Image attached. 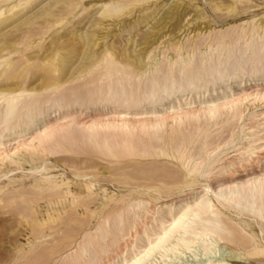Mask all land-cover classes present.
Listing matches in <instances>:
<instances>
[{
    "label": "bare ground",
    "instance_id": "obj_1",
    "mask_svg": "<svg viewBox=\"0 0 264 264\" xmlns=\"http://www.w3.org/2000/svg\"><path fill=\"white\" fill-rule=\"evenodd\" d=\"M46 1L48 3L45 5L42 4L40 8L38 7L39 4H37L39 0H0V166H5L1 165L4 163H7V166L8 163L11 165L20 164L21 162L17 158H22V161H28L27 158L38 155H40V157L43 155L51 156L55 153H59L64 145H72V149L77 141L79 143H82V141L88 142L96 148V151L98 150L104 154H102L101 157H114L116 158L115 162L118 160L117 158L119 155H126L122 156V158L119 157V160L128 156H133L134 158V155L136 157H145V155L149 157L150 155H156V157L160 155L162 157L164 155L165 157L166 155L169 156L172 154L174 158H177V156L183 157L182 154L185 155V153H181V150L184 146H188L190 142L199 135V123L203 124L202 119L203 121L205 120V127L212 124L217 126L218 120H220V122L235 120V122L241 121V123H244V118L248 119V116L245 117L244 115L248 110L245 107V103L251 100L258 101V99H264V38L259 34L263 32L262 34L264 36V16L261 18L262 20L259 22V26L255 25V27L253 24L254 21L250 24L246 22L244 25H248L250 28L246 27L248 28V32L246 29L240 27L241 31H239L244 35L242 37H246L247 33L249 35L250 30V37L248 36L250 42H245L243 50H235V46L233 47L232 44H229L232 48H228L227 42H225L227 44V46L224 45V47L226 46L225 48L222 47L223 44L220 46V48H223H221L222 50H219V46L218 48L214 46V48L218 49L217 52L219 51L218 54H215L218 55L217 58L210 64L207 63L208 65L205 64L206 62L204 63L205 65L202 64L201 66L200 64L201 68L199 69L196 67L199 73L192 74L191 78L187 77V75L183 76L185 74H183V70H181L183 72L180 71V77L174 75L175 71L173 67H175V64L173 65V63L177 62L176 60L179 59H177L178 56L181 57L182 46L177 43L172 44L175 41L172 43L170 42L172 45H167L170 48L167 47V49L164 48V50H169L168 52H172L173 55L175 53L177 55L176 60L172 62L171 66L166 67V69L164 65L163 68L165 72H163V77L159 78L158 76H154L151 78V76L155 75L158 71L155 72V74H153V72L148 77V81L147 78H145L147 75L144 74L149 70V68H147L148 65L151 66V64L145 63V60L151 63V51L155 50L149 51L148 49V52H146L147 50H137V46L134 48L133 44L132 49L127 47H116L113 44L102 46L97 42L99 39L97 35H95L96 32H94L97 31L95 30L96 27L99 28L103 21H110V19L113 20L114 18L118 19L121 16L129 14L126 11H129L128 9L131 4L133 3L134 5L135 2L140 3L142 0H109L101 6L98 5L100 7L96 6L97 12L94 9V13L91 12L89 8L83 9V12L89 9L90 12L94 14L90 16V13V17L87 16V18H85L87 20L89 17L88 20H94L92 25H90V27L93 28L91 34L86 40L76 32L80 27H78L77 30L75 29L76 31L71 28L68 29L69 33L67 32L68 35H66V37H60L59 35L56 38L53 36L54 38H52L51 42L46 44L47 47H42L41 42L44 36L48 34L51 29H55L57 25L61 24L66 17L72 15L83 2V0ZM53 2L57 4L52 6ZM36 7L40 8L39 10L42 9L43 13L41 14L39 12L41 15L37 14L38 10H35L36 12L34 11ZM79 16H81V12ZM126 17H128V15ZM77 19L78 18H76V20ZM76 20L74 19L73 21ZM90 21L86 23H90ZM69 22L71 21L68 20L67 23ZM73 23L75 24V22ZM82 23L85 25L84 22H81V24ZM78 25L81 26L80 24ZM69 26L68 24V27ZM73 27H76V25H73ZM134 28L131 30L132 33L135 30ZM131 32L128 33V35H130ZM240 32H238L237 36H239ZM125 33L126 32H123V34ZM222 33L223 31H221V35ZM224 34L227 35L226 32ZM85 35L86 33L83 36L85 37ZM228 36L229 35H227V37ZM214 37L216 38V36ZM242 37L239 38L242 39ZM254 37H256V39L260 38V41L255 40ZM34 38L40 39L37 43V49L27 53L35 49L34 47L37 41L34 45L32 41ZM63 38L68 39L65 40ZM220 38L221 36L219 39ZM225 38L223 37V39ZM135 39L136 38H134L133 43ZM127 40H129V38ZM220 41L222 42V40ZM189 42L190 41H188V43ZM215 42L218 43L216 40ZM198 43L195 44L196 48H198ZM201 43H203L204 46V42ZM119 45L123 46L124 44L121 45L118 43V46ZM209 45L210 44H208L209 51H206L208 54L202 59H207V62L212 59L211 55L213 51L216 52L212 45ZM199 46L198 51L195 49L196 52L205 53V51L203 52L204 49L200 51L202 47L201 44H199ZM185 50L188 51L187 47ZM161 53L163 55L165 54L163 52ZM193 54H195V51ZM183 55V58L187 57L185 56L186 54L183 53L182 56ZM198 55L200 54L198 53ZM161 56L160 58H162ZM190 56L191 53L187 58L191 59ZM196 57L199 56H195V58ZM58 58L64 59V69L62 68L64 73L61 72L63 75L59 74L54 64ZM74 58H76V60ZM193 58L191 60H193ZM190 59L187 65L190 66L191 70ZM72 60L75 61L72 62ZM162 60L163 59L159 62L161 65L163 61L165 63V59ZM169 60H171V58ZM194 60L193 62H195ZM203 62L204 61H202V63ZM159 63L155 61L154 66H157ZM165 64H167V66L169 65V63ZM185 68L186 67H183V69ZM176 69H178V67ZM158 70H160V68ZM190 70L189 73H191L193 69L191 72ZM56 74L59 75L57 76ZM140 79H146L150 87L146 85L142 87L141 83L143 82H140ZM237 81H239V85H236L239 88L237 93L229 99H225L222 103L212 102L203 108L193 107L182 109L179 107L175 111L170 107L168 113L164 115H158L157 112H155V110L163 106L165 102L171 105L174 104L175 101H181L185 97L186 101L191 96L195 97L194 102L196 98L200 99L206 95L213 98L218 89L215 88L217 84H221L222 82L228 83V85L236 84ZM72 83H75L74 87ZM209 86L213 87V90H210L208 88ZM194 87L198 90L200 88H206V91L205 93H202L203 90L201 93H192ZM192 99L193 98H191V100ZM136 108L145 110V112H141L140 110L136 115L134 114V116H132L131 114V116H129L128 112ZM111 109L120 110L110 118L101 117L103 115L102 112L105 113V110L108 111ZM81 111L87 114L88 117L86 118L89 119L88 121L86 120L82 123L76 117L75 114L78 115ZM251 117H249V119ZM260 117H262L261 120L264 121V111L260 113ZM43 121L44 125L42 126L40 123ZM250 124L252 126L248 128L245 127L246 124H241L242 126L240 125L239 127L237 126L238 131L232 132L230 141L228 144L224 145V147L228 145L235 149L245 143L244 146L238 147V149L232 152L230 151L231 153H235V155H232L237 157V162H230L227 164L228 167L225 165V168L223 165L224 168H221L223 173L224 169L230 168L231 170L226 172H228L227 174H230L231 177L236 175L235 169L238 168L239 165L237 166V164L239 163L248 165L247 163L253 164L254 161H264V133L262 134L264 128H262V131L258 134L255 131V127L258 124L256 125L255 122ZM39 125L41 128H38ZM30 132H32L33 136H29ZM260 133L262 134L261 136ZM218 136L219 135H217V137ZM215 138L216 136L204 132V137H202L203 144L206 145L207 141L216 140ZM9 147L12 149L10 150ZM18 147L22 149L19 151ZM239 149L242 150V152L237 154ZM6 151L13 152L7 154L8 152L5 153ZM98 151L96 153H98ZM67 152L71 151L69 150ZM219 155H221V153H219ZM219 155H208V157L205 158V168L214 167L222 162V158ZM114 158L112 159L113 161ZM182 160L184 159L182 158ZM30 163H32V159ZM201 163L203 164V161L200 162V164ZM197 166L200 168V165L196 164L194 165L193 171L198 169ZM41 167L39 168L42 169L43 167ZM43 170L44 169L41 171ZM191 170L192 169H190V171ZM31 171L30 173L33 172ZM38 171L39 170L35 172ZM195 172L198 171L196 170ZM27 173L29 172L27 171ZM38 174L39 173H37V175ZM75 176L79 175L75 174ZM43 177L44 176H42V178ZM197 177H200V175ZM166 186L168 185L166 184ZM206 186H208L204 190L206 193L196 197L192 205L187 204L191 196L189 199H186L187 196H184L185 199H177V201L174 200V202L171 203L167 202V204L161 205L159 209H155L156 206L149 209L146 207L148 205L142 204L138 206L134 204L136 208H133V211L130 212V205L127 206V209H129L127 216L118 214L115 220L111 219V222L113 221L112 223L107 222L108 220L105 221V229L99 230L98 227L97 230L99 231L96 232L93 237L92 235L90 238L86 236L88 237V239L86 238L87 241L84 239L85 242H82L83 244L78 247L75 254H72L70 259H68V264H179L181 261L179 262L177 259H180L184 254L193 252L195 249L202 248L207 252L209 250L208 245L211 246L212 249H216L222 241L227 240L228 236L232 237L240 223L244 224V222L240 220L239 223L234 222L226 225L225 222L221 220V213L213 204L209 196L210 194L214 196L221 207L226 210L235 211L237 214L235 217L239 218L244 215L251 216L254 218L252 220H259L260 224H264V177L253 179L246 182V184H239L235 186L234 189H229L227 193H222L221 187H217L218 192H216L210 185ZM180 192L182 191L180 190ZM179 194L181 195V193ZM156 201H158V199L155 200V203ZM141 215H150V221L145 222L143 218L142 220L145 222L143 223V221H141ZM256 222L257 225L259 222ZM262 224L261 227L264 229V225ZM165 225L167 230L162 231ZM126 229L128 232L134 231V234L129 235L128 232L125 233ZM263 229L260 232L262 235L264 234ZM158 231L161 232L157 234ZM137 235L140 236L137 237ZM150 240L154 242L149 243ZM144 242H148V244L143 245ZM249 243L250 247H254V245H251V242ZM253 250L257 252V247H254ZM238 259H240L238 254L231 253L225 262L237 261ZM222 261L223 260L217 264H227ZM185 264L193 263L189 261Z\"/></svg>",
    "mask_w": 264,
    "mask_h": 264
},
{
    "label": "rangeland",
    "instance_id": "obj_2",
    "mask_svg": "<svg viewBox=\"0 0 264 264\" xmlns=\"http://www.w3.org/2000/svg\"><path fill=\"white\" fill-rule=\"evenodd\" d=\"M107 1L109 0H83L82 5L72 15L66 17L61 24L57 25L58 27L56 26L55 29H51V31L44 36L41 42V46L47 47L46 44L48 42H51L52 38H57L59 35L60 37H66V35H68L69 33L68 29L73 28L74 31H76L78 27L80 28H78V30L76 31L77 34H80L81 37L86 40L87 37H89V35L91 34V30L93 29L90 27V25H92L94 20H88L89 17L94 15L93 13L97 9L96 6L100 7ZM47 3L48 2L46 0H39L37 4H39L38 7H40L42 4L45 5ZM135 3L134 5L133 3L131 4L128 9L129 11H126L127 13H129L127 14L128 17H126L127 15H124L119 17V20L117 18H114L113 20L110 19V21L105 20L102 22L99 28L96 27L95 30L97 31L94 32H96L95 35H97L99 39L97 42L102 46L113 44L116 47H127L132 49L133 44L134 48H136L137 46V50H147L146 52H148V49L149 51L155 50L151 51L152 54L150 56L152 57V62L150 63V61L145 60V63L151 64V66L148 65L147 68H149V70H147L144 74L147 76L145 77L143 75L145 78H147L148 81V77L153 72V74H155V72L158 71L160 75L157 72L155 75H152L151 78H153L154 76H158L159 78L163 77V72H165L166 67L171 66L172 62L176 60L177 55L175 53L173 55L172 52H168L169 50H166L167 47L170 48L169 46H171L172 44L177 43L178 45L182 46L181 57H177V59L179 58V61L176 60L177 62L173 63V65L175 64V67H173L175 71L174 75L180 77L181 72L184 71L183 74H185L182 75H187V77L191 78L192 74L199 73L197 68H201L202 64H210L212 61H214V59L217 58L218 55L215 54L219 53V51L217 52L218 49H216L218 48V46L219 50H222L227 46V44L228 48H232V46L230 47L229 45L232 44L233 47L235 46V50H243L245 42H250V30L249 35L247 33L246 37H242L244 35L242 34V32H240L241 28L246 29L248 32L249 27L248 25L246 26L244 24H246V22L250 24L254 21V26H259V22L264 16V0H142L140 3ZM56 4L57 3L53 2L52 6H55ZM38 7H36L34 11L38 10L37 14L41 15L43 11L42 9H39L42 6L40 8ZM86 8H89L93 13H91L89 9L86 12H83V9ZM80 12L81 16H79ZM87 16L89 17L86 20L85 18H87ZM76 18L78 19L76 20ZM74 19L76 21H73ZM84 19L86 20V22L90 21V23H86ZM68 20H70L71 22L67 23ZM72 21L75 22V24ZM81 22H84L85 25L83 23L81 24ZM132 22L136 26H139L136 27ZM146 22L148 23V26ZM68 24L70 25L69 27ZM78 24H80L81 26H79ZM73 25H76V27H73ZM133 28L135 30L132 33L131 30H133ZM129 30L131 32L130 35H128V33H130ZM122 31L126 32L127 34H123ZM221 31H223L222 35ZM225 32L227 35H229L228 37L224 34ZM238 32H240L241 35L239 33V36H237ZM85 33L86 38L83 36ZM262 33L260 32L259 34H261V36L264 38ZM214 36H216V38ZM220 36L221 38L219 39ZM223 37L227 38L223 39ZM239 37H242V39ZM256 37H254L255 40L260 41V38L256 39ZM126 38H129V40H127ZM134 38H136L134 41V43L136 42L135 44L133 43ZM199 38L201 41L199 40ZM212 38L214 39V41ZM63 39L66 40L68 38ZM215 40L218 41V43L215 42ZM220 40H222V42ZM32 41L34 45L37 41L34 47L35 49L27 53L33 52L37 49V43L40 41V39L34 38L32 39ZM188 41L190 42L188 43ZM170 42L174 43L171 44ZM196 42H199L198 48L195 47V44H197ZM201 42H204V46ZM223 42H227V44H224ZM118 43L121 45L124 44L125 46H118ZM190 44L193 46H191ZM199 44H201L202 46L200 48V51L203 49V52L205 51V53L198 52L200 55H198L195 50L197 49L198 51L200 47ZM208 44L212 45L213 49L216 52L213 51L211 55L212 59L208 60L207 62V59H202H204L208 54L206 52L209 49ZM221 45L223 47H221L222 49L220 48ZM224 45L226 46L224 47ZM214 46H216V48H214ZM184 47H187L188 51L190 49V51L193 52L189 51L188 53V51L185 50ZM164 48L166 49L164 50ZM194 51L195 54H193ZM161 52L165 54L163 55ZM157 53L159 56L157 55ZM183 53L186 54L185 56L187 57H189L191 53L190 57L191 59L194 57L193 60L195 59V62H193V60H191L190 58H183ZM160 54L163 56H161ZM194 55L199 57L195 58ZM160 56L162 58H160ZM170 58L171 60H169ZM186 58L188 59V61ZM61 59L62 58H58L54 64L59 74L63 75L64 72L62 71V68L64 69V59ZM74 59L76 60V58ZM159 59H165V63H169V65L167 66V64H165L163 60L161 65L159 63ZM189 59L191 63V70L193 69L192 72L190 70V66L187 65L189 63ZM75 60H72V62H74ZM155 61H158L159 63L157 66H154ZM202 61L204 62L202 63ZM164 65L165 69L163 68ZM177 67L178 69H176ZM183 67L186 68L183 69ZM159 68L160 70H158ZM189 70L191 73H189ZM61 72L63 73L61 74ZM147 80H139L140 82L144 83H141L142 87L145 85L150 87ZM74 84L75 83H72L73 87ZM225 85L227 89L225 88ZM227 85L228 83L225 82L217 84V87L215 88L218 89L216 90L217 92L213 98H210L206 95L205 97H201L200 99L196 98V101L194 102L195 97L191 96L187 101L185 97L181 101H175L174 104H171L172 106L168 105L167 102H165L164 105L155 110V112H157L158 115H164L168 113L170 107H172L175 111L179 107L182 109L193 107L203 108L212 102L222 103L225 101V99H229L231 96L237 93V90H239V88L237 87L239 85V81H237L236 84L234 83L229 84L228 86ZM208 88L210 90H213V87L211 86H209ZM197 90L198 89L194 87L192 93H201L202 90V93H205L206 88H200L198 91ZM191 98L193 99L191 100ZM245 107L248 110L244 113V115L245 117L248 116V119L244 118V123H241V121H238V123L237 121L235 122V120H228V122H220V120H218L217 126H214V124L211 123L212 125L205 127V120L203 121L202 119L203 124L199 123V135L196 136V140H192L193 142H190V144L188 145L189 147L184 146V148L181 150V153H185V155L182 154L183 157L177 156V158H174L172 154H170L169 156L166 155L167 157H164V155L162 157L160 155L157 157L156 155H150V157L148 155H145V157H136L134 155V158L133 156H128L125 157L126 159L123 158L119 160V157L122 158V156H126L119 155L117 158L119 161L116 160L115 162L116 158L114 157H108L107 155V157L105 158L103 156L101 157L103 153L99 152L98 150V153H96V148L88 142L82 141V143H79L77 141L76 144L73 145L72 149V145L67 144L64 145V147L62 146L66 150L61 148L60 151L58 150L60 154L55 153L51 156H42L41 154L42 157H40V155L31 158L29 157L30 159L27 158L28 161L23 160L24 162L22 161V158H17L22 164H15L16 166L9 163L8 166L7 163L1 164L5 166H0V174L4 175V177L3 175H0V264H68V259H70L72 254H75V252L78 250V247L83 244L82 242L87 241L88 237L86 236H89L90 238L92 235L93 237L96 232L105 229V221L108 220L107 222L112 223L113 221L111 222V219L115 220L116 215L118 214L127 216V213H129V211L132 212L133 208H136V205H148L146 207H148L149 209L156 206L155 209H159L161 205L167 204V202L171 203L174 202V200L177 201V199H185L184 196H187L186 199H189V197L191 196V199L187 204L192 205L196 197H198L199 195H204L206 193L204 191L205 188L208 187L206 185H210L213 190H216V192H218L217 187H221V192L227 193L229 189H234L235 186L239 184H246V182H249L253 179L264 177V161H254L255 163H247L248 165H243L244 163L237 164V166L239 165V169H235L236 175L234 174V177H231L230 174H227L229 172L228 170H231L230 168L226 170L224 169V173L222 170L225 165L228 167L227 164H229L230 162H237V157H234L235 153L231 152L235 149H238V147L245 145V143H243L241 146H238L235 149L228 145L227 147H224V145L228 144V142L230 141L232 132L238 131L237 126L239 127L241 124H246L245 127L248 128L252 126L250 123L255 122L256 125H259L255 127V131L258 134L260 131H262V128H264V121H262V117H260V113L264 111V99H258V101L251 100L245 103ZM111 110H105V113L102 112L103 115L101 117L110 118L114 116L115 113L119 112L120 109ZM135 110L139 111L136 112ZM140 110L141 112H145V110L136 108L130 110L131 112L133 111L132 113L130 111L128 112L129 116H131V114L132 116H134V114L136 115V113L140 112ZM75 115L82 123L83 121L85 122L86 120H89L86 118L88 117L87 114L83 111H81L78 115ZM249 117L251 118L249 119ZM252 118H255L254 120L257 121H254ZM258 119L261 121H259ZM41 124L43 126L44 121L41 122L40 125ZM40 125L38 126V128H41ZM32 132H30L29 136H33ZM204 132L210 133L212 136H216V140L213 139L207 141L206 145H204L202 140V137H204ZM263 133L264 131H262V134ZM262 134L260 133V136ZM217 135L219 136L217 137ZM84 144L86 147L84 146ZM9 149L11 150L12 148L9 147ZM18 149L20 151L22 148L18 147ZM69 150L72 153L67 152ZM7 152L8 151H6L5 153ZM10 152L12 153L13 151H9L7 154H9ZM239 152H242V150L239 149L237 151V154ZM219 153H221V155H219ZM213 154H218L222 158V162L214 167L205 168V158H207L208 155ZM113 158L114 161L112 160ZM182 158L184 160H182ZM31 159L32 163H30ZM202 161L203 164H200V162ZM225 161H227L228 163ZM196 164L200 165V168L197 166L199 170L196 169L198 172H195L196 170L193 171L194 165ZM39 167L44 170L41 171L42 169H40ZM190 169L192 170L190 171ZM29 170H32L33 172L31 171L32 173H30ZM37 170L39 171L35 172ZM27 171L29 173H27ZM37 173L39 174L37 175ZM75 174L79 176H75ZM40 175L44 177L42 178V176ZM199 175L200 177H197ZM166 184L168 186H166ZM180 190L182 192H180ZM179 193H181V195ZM209 196L211 197L215 207L221 213V220L225 222L226 225L234 222L239 223L240 220L244 222V224L240 223V225L237 227V230H235L234 232L235 236H228L227 240L222 241L219 244V247H217L216 249H212L209 245V250L207 252H205L202 248L195 249L193 252L184 254L180 259H177V261H181L179 264H185L189 261H192L193 264H217L218 262H221V260H223L224 263L227 264H264V234L262 235V233H260L263 229V227H261L262 223L260 224V221L256 220L259 222L256 225L257 222L255 220H252L254 218H252L251 216L244 215L239 218L235 217L237 216L235 211L224 209L217 203L212 194H210ZM157 199L160 202L156 201L155 203V200ZM129 205L130 208H128L131 210L127 209V206ZM147 215H141V221L144 220L145 222H149L150 215ZM144 221L143 223H145ZM97 228L99 230H97ZM126 230L125 233L128 232V230ZM165 230H167L166 225L163 227L162 231ZM160 232L161 231H158L157 234H159ZM128 233L129 235H132L134 234V231ZM139 236L140 235H137V237ZM84 239L86 240L84 241ZM151 242L153 243L154 241L150 240L149 243ZM249 242H251V245H254V247H257V252L253 250L254 247H250ZM147 244L148 242H144L143 245ZM231 253L238 254L240 256V259H238L237 261L225 262V260H227V257L230 256Z\"/></svg>",
    "mask_w": 264,
    "mask_h": 264
}]
</instances>
